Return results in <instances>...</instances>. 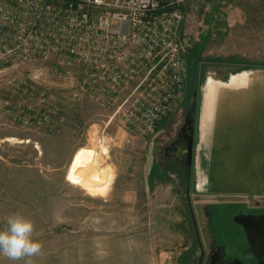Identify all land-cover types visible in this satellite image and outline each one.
Here are the masks:
<instances>
[{
	"label": "rangeland",
	"instance_id": "374dc122",
	"mask_svg": "<svg viewBox=\"0 0 264 264\" xmlns=\"http://www.w3.org/2000/svg\"><path fill=\"white\" fill-rule=\"evenodd\" d=\"M182 33L188 53L193 49L189 58L200 45L195 62L201 69L197 74L188 69L189 89L180 104L185 106L151 136L140 138L121 122L125 107H119L129 90L103 110L71 88L70 80L46 86L58 100L61 122L47 130L0 126V231L10 215L19 213L34 222L33 239L42 244L39 255L16 261L0 252V264H195L198 246L209 250L205 207L235 203L208 199L197 188L207 153L196 149L194 140L184 182L171 160L183 154L168 148L178 145L195 84L203 87L208 78L223 80L245 66L264 65V0H191ZM228 58L235 59L230 66L217 63ZM32 68L18 72L25 76ZM103 130L108 142L98 146L95 138ZM83 149L95 155L90 169L82 172L87 182L72 174ZM164 153H169L166 161ZM95 174L102 176L98 184L91 182ZM242 205L263 208L264 198ZM233 213L224 215L216 230L219 243L239 255L234 246L246 241Z\"/></svg>",
	"mask_w": 264,
	"mask_h": 264
},
{
	"label": "built area",
	"instance_id": "2783aa9c",
	"mask_svg": "<svg viewBox=\"0 0 264 264\" xmlns=\"http://www.w3.org/2000/svg\"><path fill=\"white\" fill-rule=\"evenodd\" d=\"M189 1L0 0V126L61 122L46 86L70 80L103 110L129 90L121 122L140 138L151 136L183 100ZM28 65L21 76L18 68ZM107 142L103 130L95 143Z\"/></svg>",
	"mask_w": 264,
	"mask_h": 264
},
{
	"label": "crops",
	"instance_id": "0c3cea01",
	"mask_svg": "<svg viewBox=\"0 0 264 264\" xmlns=\"http://www.w3.org/2000/svg\"><path fill=\"white\" fill-rule=\"evenodd\" d=\"M200 69L198 66L199 72ZM242 74L244 77L237 79V84L231 83L232 77ZM214 81L218 85L207 124L203 120L207 82L203 87L196 84L197 91L194 87L193 143L196 149L207 153L203 183L197 188L204 197L226 203L263 199L264 69L231 72L225 79ZM188 89L189 86L184 87L183 98Z\"/></svg>",
	"mask_w": 264,
	"mask_h": 264
},
{
	"label": "flooded vegetation",
	"instance_id": "af4514ba",
	"mask_svg": "<svg viewBox=\"0 0 264 264\" xmlns=\"http://www.w3.org/2000/svg\"><path fill=\"white\" fill-rule=\"evenodd\" d=\"M180 149V148H179ZM179 149L175 147L168 148V152L172 154L174 151H178ZM163 157L166 159L169 157V153H164ZM173 160L174 164H179L183 167L185 171H187L186 167V159L185 156L182 159H171ZM187 177L188 174H187ZM234 215L232 218L238 215H264V207L263 208H246L242 204H227V205H213L209 207H205V213L208 217L207 221L205 222L203 228L206 233V242L209 245V250L205 253L202 250L203 247L198 246L199 249V256L197 261L192 259L195 264H229L234 260H239L243 264H255V256L253 252L248 249L247 244L244 245H236V251L241 250L239 255L235 254L232 249H228L225 244L219 243V232L216 230V227L220 226L222 222V218L224 215L228 214L229 212H233ZM192 218V217H191ZM193 219V218H192ZM193 221V220H192ZM237 225V224H236ZM239 226V225H238ZM241 228V227H240ZM208 236L211 238H208ZM197 247L190 250V255L193 256L195 254Z\"/></svg>",
	"mask_w": 264,
	"mask_h": 264
},
{
	"label": "water",
	"instance_id": "95a60500",
	"mask_svg": "<svg viewBox=\"0 0 264 264\" xmlns=\"http://www.w3.org/2000/svg\"><path fill=\"white\" fill-rule=\"evenodd\" d=\"M195 91L193 92V100L191 101L189 111L186 115V121L181 127L177 139V149L185 156L186 164L190 165L193 152V132L195 118ZM173 146V147H175ZM234 223L239 225L243 231L248 249L255 256V264H264V215H238L234 217ZM229 264H243L239 260H234Z\"/></svg>",
	"mask_w": 264,
	"mask_h": 264
},
{
	"label": "clouds",
	"instance_id": "9594fccd",
	"mask_svg": "<svg viewBox=\"0 0 264 264\" xmlns=\"http://www.w3.org/2000/svg\"><path fill=\"white\" fill-rule=\"evenodd\" d=\"M34 231L31 219L19 213L10 215L5 230L0 231V252L12 261L39 255L42 244L33 239Z\"/></svg>",
	"mask_w": 264,
	"mask_h": 264
},
{
	"label": "bare ground",
	"instance_id": "6f19581e",
	"mask_svg": "<svg viewBox=\"0 0 264 264\" xmlns=\"http://www.w3.org/2000/svg\"><path fill=\"white\" fill-rule=\"evenodd\" d=\"M242 77H244V74L236 76V77H232L231 83L237 84V79L242 78ZM217 85H218V83L216 81H214L212 78L207 79V83L205 86L206 106H205V112H204V118H203V120H205L204 123H206V124L209 123V120L211 119V114H212L211 108H212V103H213V100L215 97V89H216ZM5 141H10V140H5ZM25 143H27V142H25ZM94 157H95V155L93 152L86 150V149L81 150V152H80V154H79V156H78V158H77V160H76V162L72 168L73 178L86 181V178L83 177L82 172L84 170H86V172H87V170L90 169L91 164L94 160ZM199 174H200V172L198 171L199 187H201V185L203 183V177H202L203 175L201 176V174L200 175ZM101 177H100V175L95 174V175H93L92 181H91V179H90V181L93 184H98L102 180Z\"/></svg>",
	"mask_w": 264,
	"mask_h": 264
},
{
	"label": "trees",
	"instance_id": "16d2710c",
	"mask_svg": "<svg viewBox=\"0 0 264 264\" xmlns=\"http://www.w3.org/2000/svg\"><path fill=\"white\" fill-rule=\"evenodd\" d=\"M197 47H195V52H194V56L190 57L189 58V55L186 57V67L187 69L189 68H192L196 74H197V71H198V65L199 63L198 62H195V57H197V54L199 53L198 50L201 49L200 45H196ZM234 58H228L227 60H223V61H217V63H220L221 65L220 66H230L233 62H234ZM192 61V62H191ZM248 69H264V65L262 64H252V65H248V66H245L244 70H248ZM195 84V83H194ZM195 88H196V91H197V85L195 84ZM184 107L185 105H180L179 107ZM171 115H169L168 117H170ZM168 117H166L165 119H163L156 127V130L158 128V126H160L161 124L165 123L166 119H168ZM168 164V163H167ZM167 164L165 166H167ZM175 166L181 171V172H178L180 173L179 174V177L181 178L182 182H184L186 180V177H187V171H185L183 169V167L179 164H175ZM157 168V167H156ZM152 175L154 176V174L152 173ZM151 180V178H150ZM184 264V263H182Z\"/></svg>",
	"mask_w": 264,
	"mask_h": 264
}]
</instances>
